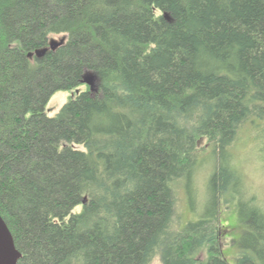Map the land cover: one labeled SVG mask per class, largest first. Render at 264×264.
Instances as JSON below:
<instances>
[{"label": "trees", "instance_id": "16d2710c", "mask_svg": "<svg viewBox=\"0 0 264 264\" xmlns=\"http://www.w3.org/2000/svg\"><path fill=\"white\" fill-rule=\"evenodd\" d=\"M87 75L95 91L48 116ZM248 123L264 131V0H0V215L18 264H229L217 213L177 228L174 188L202 140L222 159ZM209 193L239 203L236 264H264V206L228 157Z\"/></svg>", "mask_w": 264, "mask_h": 264}, {"label": "rangeland", "instance_id": "374dc122", "mask_svg": "<svg viewBox=\"0 0 264 264\" xmlns=\"http://www.w3.org/2000/svg\"><path fill=\"white\" fill-rule=\"evenodd\" d=\"M90 90L82 85L73 91L56 93L46 106V114L54 116L55 113L80 91ZM262 124H246L237 134L231 147L223 152L222 159L214 153L211 146L205 141L200 142V151L197 161L186 179L178 182L174 188L176 197V213L179 219L177 228H182L188 222H195L205 214L216 213L223 228L224 246L223 254L229 264H236L238 243L242 235L243 226L239 220V203L232 201L226 195L228 202L222 201L215 207L209 203V182L217 164L224 163L228 157L229 165L237 171L240 178L242 197L252 199L259 206H264V131ZM227 156V157H226ZM239 197V196H238ZM204 254L199 256L203 259ZM153 264H160L156 259Z\"/></svg>", "mask_w": 264, "mask_h": 264}, {"label": "water", "instance_id": "95a60500", "mask_svg": "<svg viewBox=\"0 0 264 264\" xmlns=\"http://www.w3.org/2000/svg\"><path fill=\"white\" fill-rule=\"evenodd\" d=\"M63 39L52 40L49 43L48 48L38 50L35 53H29L28 57L31 59L33 56L42 57L48 50L55 51L63 44ZM82 83L90 88V91H95V79L92 75H87L82 80ZM22 255L15 247L13 237L0 215V264H18Z\"/></svg>", "mask_w": 264, "mask_h": 264}]
</instances>
